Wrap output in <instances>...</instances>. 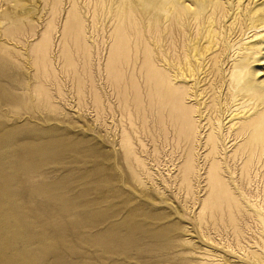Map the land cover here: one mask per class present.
Masks as SVG:
<instances>
[{
    "label": "rangeland",
    "instance_id": "1",
    "mask_svg": "<svg viewBox=\"0 0 264 264\" xmlns=\"http://www.w3.org/2000/svg\"><path fill=\"white\" fill-rule=\"evenodd\" d=\"M263 9L0 0V264H264Z\"/></svg>",
    "mask_w": 264,
    "mask_h": 264
},
{
    "label": "bare ground",
    "instance_id": "2",
    "mask_svg": "<svg viewBox=\"0 0 264 264\" xmlns=\"http://www.w3.org/2000/svg\"><path fill=\"white\" fill-rule=\"evenodd\" d=\"M262 2V1H261ZM244 6V5H243ZM264 10V9H263ZM123 16V15H122ZM179 16V15H178ZM258 16V15H257ZM262 18L264 19V15L262 16ZM234 21V20H233ZM123 22V21H122ZM120 22V23H122ZM178 24V23H177ZM214 24V23H213ZM214 27V26H213ZM177 32V31H176ZM211 33V32H210ZM136 35V34H135ZM135 38V37H134ZM184 38V37H183ZM186 38V37H185ZM116 39V38H115ZM136 39V38H135ZM209 39V38H208ZM112 40V39H111ZM126 41V40H125ZM158 41V40H157ZM181 41V40H180ZM192 45V44H191ZM168 47V46H167ZM196 50V49H195ZM196 52V51H195ZM250 58V57H249ZM257 58V57H256ZM263 59V58H261ZM158 65V64H157ZM160 66V65H159ZM256 68V67H255ZM160 69V68H159ZM263 69V68H262ZM257 70V69H256ZM213 76V75H212ZM225 79V78H224ZM173 83V82H171ZM188 86V85H187ZM186 87V86H185ZM192 89V88H191ZM176 91V90H175ZM185 91V90H184ZM258 91H260L262 94H263V98H264V81H262V83L260 84V86L258 87ZM190 107V106H189ZM207 115V114H206ZM236 115V114H235ZM264 125V124H263ZM197 129V128H196ZM195 129V130H196ZM264 130H263V133H262V137H264ZM202 145V144H201ZM246 153V152H245ZM257 156V155H256ZM245 157V156H244ZM255 168V167H254Z\"/></svg>",
    "mask_w": 264,
    "mask_h": 264
}]
</instances>
